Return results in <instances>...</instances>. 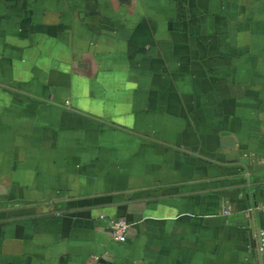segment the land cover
<instances>
[{
  "label": "crops",
  "instance_id": "0c3cea01",
  "mask_svg": "<svg viewBox=\"0 0 264 264\" xmlns=\"http://www.w3.org/2000/svg\"><path fill=\"white\" fill-rule=\"evenodd\" d=\"M263 184L264 0H0V264H260Z\"/></svg>",
  "mask_w": 264,
  "mask_h": 264
},
{
  "label": "built area",
  "instance_id": "2783aa9c",
  "mask_svg": "<svg viewBox=\"0 0 264 264\" xmlns=\"http://www.w3.org/2000/svg\"><path fill=\"white\" fill-rule=\"evenodd\" d=\"M264 219V184L262 186V201L259 204ZM128 222L123 217H112L108 221V229L113 238L124 241L126 238V230ZM256 250L260 256L261 263L264 264V227H260L257 231Z\"/></svg>",
  "mask_w": 264,
  "mask_h": 264
}]
</instances>
